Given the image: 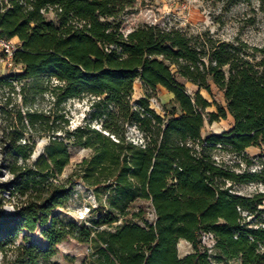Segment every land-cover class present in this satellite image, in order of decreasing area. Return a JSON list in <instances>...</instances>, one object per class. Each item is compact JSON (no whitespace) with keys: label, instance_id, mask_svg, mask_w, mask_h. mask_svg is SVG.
<instances>
[{"label":"trees","instance_id":"trees-1","mask_svg":"<svg viewBox=\"0 0 264 264\" xmlns=\"http://www.w3.org/2000/svg\"><path fill=\"white\" fill-rule=\"evenodd\" d=\"M212 1L225 8L257 2L264 10V0ZM135 3L0 0V39L18 38L16 69L0 77V90L8 89L0 97V251L10 255L9 264H59L51 261L56 246L73 239L89 245L80 264H264V192L233 189L260 180L259 174L237 172L213 158L216 148L244 156L247 148L264 146V43L159 24L124 32ZM42 78L53 82L43 88ZM135 82L163 87L175 106L161 115L148 96L132 100ZM186 82L198 87L193 95ZM15 83L23 104L28 95L48 90L53 107L10 106ZM212 86L224 104L201 94H212ZM84 95L92 97L91 111L71 129L54 106ZM211 105L215 110L207 111ZM205 117H229L231 127L203 136ZM129 126L141 133L138 140L128 137ZM38 136L47 141L32 157ZM70 147L90 154L61 178ZM76 181L96 204L80 222L66 221L54 210L68 201ZM136 199L150 202L153 221L141 208L125 219ZM11 200L13 209L6 211ZM37 229L46 246L27 234L16 241ZM204 235L212 240L211 251ZM180 240L192 247L182 257Z\"/></svg>","mask_w":264,"mask_h":264},{"label":"rangeland","instance_id":"rangeland-1","mask_svg":"<svg viewBox=\"0 0 264 264\" xmlns=\"http://www.w3.org/2000/svg\"><path fill=\"white\" fill-rule=\"evenodd\" d=\"M51 17V14H48ZM250 21L252 23L250 24ZM143 24H159L162 26L181 28L188 32H198L209 29L216 36L223 39H230L235 35H239L242 39L250 44L261 45L264 43V10L259 9L257 2L250 4L245 2H236L225 8L222 2H214L212 0H136L133 8L126 15L122 23V30L128 32L131 29ZM17 46V44L15 43ZM7 74V70L3 64H0V77ZM43 88L49 86L51 82L46 78L39 80ZM186 90L193 95L198 87L189 82L185 83ZM20 84L15 83V93H12L11 105L22 106L23 109H33L38 111H47L53 107V98L48 90H43L36 94L27 96V102L23 104V96L19 93ZM3 91V92H2ZM8 89L0 90L7 95ZM201 94L210 102L215 100L224 104L222 93L212 86V94L201 89ZM141 96H148L150 106L161 115L168 114L175 106L173 95L161 86L154 89L145 88L140 82H135L132 100H136ZM92 97L84 95L80 98H70L66 101L54 106L55 110L65 112L69 119L70 128H75L85 121L88 113L91 111L90 103ZM3 101L0 99V107ZM215 106L211 105L207 111H214ZM1 120V116H0ZM231 119H220L218 121L209 122L208 117L204 119V126L201 130L203 136L210 133L221 134L231 127ZM91 126L100 129L101 122L93 120ZM128 137L132 140H138L141 133L134 127H128ZM36 143L32 157L41 152L47 139L44 136L35 138ZM264 151V146L260 149L257 147L247 148L245 155H233L232 153L216 148L213 150V158L224 166H228L237 172H255L259 174L260 180L235 184L233 189L242 195H251L255 192H264V156L260 155ZM71 160L65 168L61 178L70 175L76 165L82 158L90 154L89 149L70 147ZM8 177L7 174L4 178ZM9 199V197H7ZM96 201L92 192L85 187L80 181H76L68 201L60 208H56L54 212L66 221L80 222L85 219L88 214V208L95 205ZM141 208L144 211V217L148 221L155 218L154 211L149 201L144 199H136L129 205V213L125 219L131 218L132 211ZM6 211H12L13 201H7L4 205ZM142 222V220H139ZM107 227V226H103ZM24 234L29 235L30 241L38 243L40 246H46L45 240L39 234V229L34 232H22L17 238V242L22 241ZM204 243L211 250V238H203ZM178 255L180 257L192 251L191 245L180 240L177 245ZM90 253L87 243H80L73 239L62 241L56 246V253L51 257V261L59 264H80L82 260ZM10 255L4 256L0 251V264H9ZM237 260H231L227 263L218 262L215 264H236Z\"/></svg>","mask_w":264,"mask_h":264},{"label":"built area","instance_id":"built-area-1","mask_svg":"<svg viewBox=\"0 0 264 264\" xmlns=\"http://www.w3.org/2000/svg\"><path fill=\"white\" fill-rule=\"evenodd\" d=\"M16 49L15 42L12 39H0V64H3L7 72L15 71V63L13 61V52ZM208 237L204 235L203 238ZM212 250V249H211ZM209 250V251H211Z\"/></svg>","mask_w":264,"mask_h":264},{"label":"crops","instance_id":"crops-1","mask_svg":"<svg viewBox=\"0 0 264 264\" xmlns=\"http://www.w3.org/2000/svg\"><path fill=\"white\" fill-rule=\"evenodd\" d=\"M12 41L15 42V43L17 44V43H18V38H17V37H14V38L12 39Z\"/></svg>","mask_w":264,"mask_h":264}]
</instances>
